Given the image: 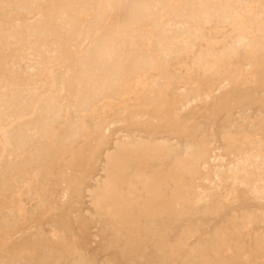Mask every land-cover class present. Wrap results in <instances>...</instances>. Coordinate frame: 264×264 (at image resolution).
Returning <instances> with one entry per match:
<instances>
[{
	"label": "rangeland",
	"instance_id": "rangeland-1",
	"mask_svg": "<svg viewBox=\"0 0 264 264\" xmlns=\"http://www.w3.org/2000/svg\"><path fill=\"white\" fill-rule=\"evenodd\" d=\"M0 264H264V0H0Z\"/></svg>",
	"mask_w": 264,
	"mask_h": 264
},
{
	"label": "bare ground",
	"instance_id": "bare-ground-1",
	"mask_svg": "<svg viewBox=\"0 0 264 264\" xmlns=\"http://www.w3.org/2000/svg\"><path fill=\"white\" fill-rule=\"evenodd\" d=\"M27 25V24H26ZM28 30L34 33H41L43 32V25L40 21L33 22L29 27ZM13 67V66H12ZM14 68V67H13ZM205 181V180H204ZM206 184V183H205ZM213 184V183H212ZM212 186V185H211ZM200 192V191H199ZM210 192V191H209ZM200 194V193H199ZM205 194V193H204ZM64 197V196H63ZM200 197V196H199ZM201 198V197H200ZM65 200V199H64ZM199 202V201H198ZM201 203V202H200ZM138 225V224H137ZM45 227V226H44ZM52 239V238H51ZM27 261V260H26Z\"/></svg>",
	"mask_w": 264,
	"mask_h": 264
}]
</instances>
